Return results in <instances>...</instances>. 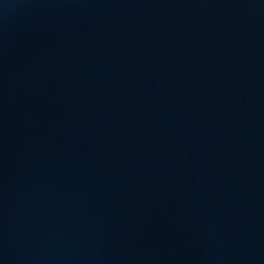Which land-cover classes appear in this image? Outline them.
<instances>
[{
	"label": "water",
	"instance_id": "1",
	"mask_svg": "<svg viewBox=\"0 0 264 264\" xmlns=\"http://www.w3.org/2000/svg\"><path fill=\"white\" fill-rule=\"evenodd\" d=\"M0 264H264V0H0Z\"/></svg>",
	"mask_w": 264,
	"mask_h": 264
}]
</instances>
